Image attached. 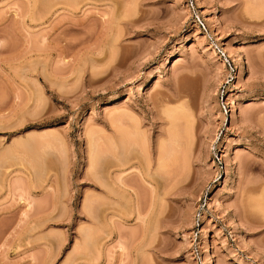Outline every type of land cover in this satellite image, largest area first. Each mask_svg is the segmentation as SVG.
<instances>
[{
    "label": "rangeland",
    "instance_id": "rangeland-1",
    "mask_svg": "<svg viewBox=\"0 0 264 264\" xmlns=\"http://www.w3.org/2000/svg\"><path fill=\"white\" fill-rule=\"evenodd\" d=\"M262 57L264 0H0V264H264Z\"/></svg>",
    "mask_w": 264,
    "mask_h": 264
},
{
    "label": "bare ground",
    "instance_id": "bare-ground-1",
    "mask_svg": "<svg viewBox=\"0 0 264 264\" xmlns=\"http://www.w3.org/2000/svg\"><path fill=\"white\" fill-rule=\"evenodd\" d=\"M257 11V10H256ZM258 14V13H257ZM263 56V55H262ZM262 58H264V57H262ZM174 86H176V85H174ZM185 87V86H184ZM186 88V87H185ZM173 92H171L172 94H171V96H170V98H172V100H177V99H180L181 97H183V95H185V94H183L184 93V89L183 88H175V87H173V90H172ZM170 100V99H169ZM180 107H182L183 108V106L181 105V106H179V108ZM178 107L176 108V109H174V111H176V112H179L180 110L178 109ZM182 110H184V109H181V111ZM173 112V111H172ZM184 112H185V110H184ZM180 113V112H179ZM178 113V114H179ZM183 112H181V114H182ZM186 113H187V111H186ZM186 113H183L182 115L184 116ZM175 115V116H180L181 118H186L187 119V117H183V116H181V114L180 115ZM187 116V115H186ZM170 117V116H169ZM173 118V117H172ZM176 120L177 119H179L180 120V118H175ZM176 120H174L175 122H177ZM189 120H191V119H187V121H186V123L187 124H189L188 123V121ZM169 121V120H168ZM172 122H173V119L171 120ZM171 121H169V123L171 122ZM192 121V120H191ZM185 123V124H186ZM192 123V122H191ZM137 125V124H136ZM173 125V124H172ZM169 126H171V125H169ZM177 126V125H176ZM189 126V125H188ZM188 126H184V128L185 127H187L188 128ZM190 126H192L191 124H190ZM176 127L174 126V128H173V131H174V129H175ZM192 128V127H191ZM191 128H188V129H190L191 131H192V129ZM139 130V129H138ZM173 131H171L170 129L169 130H167V132H166V135H164V138L166 139V141H167V148H165V144L163 145V143L162 142H159L158 143V147H157V151H156V157H155V160H154V164H155V169H154V171L156 172V174L158 175V176H160V179H162L163 178V180H166V181H170V177H171V175H170V162H169V164L167 163V161H170V155H171V153H174V152H177V151H179L180 150V147L182 146V139L183 138H179V137H177L176 138V136H177V129H176V131H175V134L173 133ZM191 131H189V133L191 132ZM132 132V131H131ZM130 131H128L127 130V133H126V135H125V133H124V135L126 136L125 137V141H124V145H122L121 144V146H117L114 150H113V152H112V156H113V158L115 157V158H117V159H120L121 161H122V164H124V163H128V159L126 158L127 156H128V154H127V151H129L131 148L130 147H132L131 145L133 144V142H136V143H140L141 144V142L140 141H142L143 140V135L140 133V131H137V133L135 132V137H133L134 138V140H132L133 138H132V133H131ZM177 132V133H176ZM185 134L183 133V136L185 135V137H187L188 138V135H191V134H188L187 133V130H186V128H185ZM140 134V135H139ZM187 135V136H186ZM173 137H174V139H173ZM185 137H184V139H185ZM191 137V136H190ZM190 137H189V139H188V141H190L191 139H190ZM124 138V137H123ZM164 138H161L162 139V141H163V139ZM160 141V140H159ZM188 141L186 142V141H184L183 140V143H187L188 144ZM113 142V141H112ZM143 142V141H142ZM164 142V141H163ZM171 142H174V144H173V148L172 149H170V143ZM91 143V141L89 142V147H88V158H90V159H93L94 160V158H96V155L94 154V152L95 153H97V150H96V147L94 148L92 145V143ZM144 143H145V140H144ZM139 144V145H140ZM113 145V144H112ZM138 144H137V146H139ZM144 144H142L141 146H143ZM136 146V145H135ZM115 147V146H114ZM130 148V149H129ZM136 148V147H135ZM138 150V149H137ZM142 151V150H141ZM94 155H95V157H94ZM110 155V154H109ZM127 155V156H126ZM116 159V160H117ZM125 159H127V160H125ZM111 160V159H110ZM92 163V161H89V163ZM111 162V161H110ZM115 162V161H114ZM113 162V163H114ZM115 164V163H114ZM121 164V165H122ZM112 165V164H111ZM110 165V166H111ZM134 164H132V163H130V165L128 166V167H132ZM125 170H123V168H115V169H112L110 172H109V174H108V182L106 183V184H104L105 185V188L107 189L106 190V195H107V199H109L108 201V204L110 205L109 206V221L110 222H112L113 223V218L116 216V205H120V206H124V204H126V205H131V207L133 208V207H135L136 206V201H137V199H138V187L139 186H137L136 185V187H135V184L137 183H139V181H143V182H145L146 183V179H148V178H150V177H152L151 175H152V169L149 167V166H147L146 167V170L143 172V171H138L137 172V174H136V178H138V179H136L137 181H136V183L135 182H133V181H127V179H126V177L124 176V172ZM139 180V181H138ZM157 182L159 183L160 181L159 180H157ZM132 183V184H131ZM135 183V184H134ZM102 184V183H101ZM142 185V184H141ZM160 185V184H159ZM259 185V184H258ZM249 186V185H248ZM251 186V185H250ZM247 187L246 188V190H245V192H248V191H250V192H252V190H253V193H255L254 191H256V190H254V189H252L251 187ZM258 189V188H257ZM260 189V188H259ZM258 192V191H257ZM263 193V192H262ZM262 193L260 194L261 196H262ZM166 194V192H161L160 193V191H159V196H164ZM264 194V193H263ZM105 195V196H106ZM260 197V196H259ZM258 197V198H259ZM257 198V199H258ZM256 200V199H255ZM258 201V200H257ZM138 202V201H137ZM264 202V201H263ZM251 203V202H250ZM259 204H264V203H262V202H259ZM125 205V206H126ZM248 205V204H247ZM255 206H257L256 204H255ZM131 207H129V208H131ZM258 207H259V205H258ZM257 208V207H256ZM260 208V207H259ZM261 208H262V210L261 211H263V209H264V207H263V205L261 206ZM251 210V209H250ZM249 212V211H248ZM251 212V211H250ZM250 212H249V214H250ZM258 212V211H257ZM252 213V212H251ZM253 213H254V211H253ZM255 214H256V212H255ZM252 215V214H251ZM86 239V238H85ZM86 241H87V239H86ZM89 242V241H88ZM88 242L86 243V244H88Z\"/></svg>",
    "mask_w": 264,
    "mask_h": 264
}]
</instances>
